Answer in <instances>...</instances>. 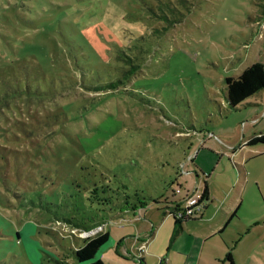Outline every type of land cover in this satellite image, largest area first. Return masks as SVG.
Listing matches in <instances>:
<instances>
[{"label": "rangeland", "instance_id": "1", "mask_svg": "<svg viewBox=\"0 0 264 264\" xmlns=\"http://www.w3.org/2000/svg\"><path fill=\"white\" fill-rule=\"evenodd\" d=\"M263 10L264 0H0V264H77L69 248L89 231L64 218L104 220V264L138 262L152 222L167 220L170 238L163 201L199 194L204 180L212 208L240 204L224 236L238 239L241 264H264V141L245 144L264 131V93L236 108L224 97L225 76L264 59L253 34ZM125 198L136 214L116 216Z\"/></svg>", "mask_w": 264, "mask_h": 264}, {"label": "crops", "instance_id": "2", "mask_svg": "<svg viewBox=\"0 0 264 264\" xmlns=\"http://www.w3.org/2000/svg\"><path fill=\"white\" fill-rule=\"evenodd\" d=\"M260 13H262L264 17V10ZM259 22H261L263 26L261 25L258 31L253 34L255 35L254 37L256 43H260L261 48L259 49V51H263L264 53V19H260ZM261 52L259 53L261 54ZM257 61H261L264 63V59H261V57H259ZM263 93L264 88L258 90L249 98L254 97L256 94L261 96ZM262 98L263 97H261V99ZM261 132L264 131H260L257 134ZM245 144L247 145V143ZM242 158H244V160L246 159L244 156ZM241 166L243 175L244 177H246V167L243 164H241ZM210 192L211 191L208 186V198L203 201L202 206L200 207V210L197 213H195L190 218L182 220L181 229L177 233L174 232V218L171 216L173 218L171 219L172 225L168 227L166 226L167 232L170 228L169 240L165 238V235L160 234V230L165 224V221L167 220L163 219L164 223H162L161 226L159 225L157 227H155L152 222V229L148 233V235H151L148 236L145 250L141 251L140 249H138L137 251L136 255L139 257L138 262L134 260L129 261L127 264H149V259H151L150 264L243 263V260H246L248 257L245 253H243L245 254L243 258L240 257V253H238L237 251L239 241L238 239H235L233 237V230V234L231 235V239L234 240L233 245H229L226 240L227 238L225 237L226 235L231 234V227H239V224L241 222V216L237 213V211L240 207V204L231 202L227 204L220 203L218 206H214L212 208ZM124 225L125 224H121L117 226L122 228L124 227ZM144 227L145 226H143V228ZM145 230H147V224L144 229H139V235L144 236L146 232ZM238 230L240 231V229ZM218 233H220L221 235L219 238L220 243L217 241L215 242L214 239L211 241L210 239H212V237L215 238ZM117 236L118 238H120L122 236V233ZM223 243H225V245ZM253 249L254 247L250 249V252H252ZM102 251L103 250H101V252Z\"/></svg>", "mask_w": 264, "mask_h": 264}, {"label": "trees", "instance_id": "3", "mask_svg": "<svg viewBox=\"0 0 264 264\" xmlns=\"http://www.w3.org/2000/svg\"><path fill=\"white\" fill-rule=\"evenodd\" d=\"M169 10H173L172 6H169ZM164 16L166 14L164 13ZM112 85V84H111ZM264 88V63L261 61H254L249 65H246L236 76H225L224 78V97L227 104L236 108L239 104L245 102L250 96L256 93L258 90ZM264 141V132L253 135L247 144H254L257 142ZM175 192V190H174ZM208 198V185L207 181L204 180L203 189L200 192V197L197 202L198 209L193 212L192 215L178 216V210L182 208L183 199L163 201V208L167 209L174 218V232L177 233L181 229V222L184 219L190 218L200 210L204 200ZM155 203H160L158 197L152 199ZM140 204L144 201L138 200ZM136 201H129L128 199L121 200L118 205V201L115 204L117 206L116 216H121L124 213L132 211L133 215L136 214L135 210L138 209ZM142 205H140L141 207ZM66 221L73 223L76 227H82L84 230L95 229L98 226L101 228L86 236H78L82 238L81 245H75L69 248V253L73 257L77 264H104L103 261L96 257L98 252H101V248L108 240V230L104 229V220L97 223H86V221H74L69 218H64ZM63 219V220H64ZM20 237V233L17 232ZM141 260V259H140ZM65 264H69L65 261Z\"/></svg>", "mask_w": 264, "mask_h": 264}, {"label": "built area", "instance_id": "4", "mask_svg": "<svg viewBox=\"0 0 264 264\" xmlns=\"http://www.w3.org/2000/svg\"><path fill=\"white\" fill-rule=\"evenodd\" d=\"M175 191L179 192L180 188H177ZM199 197H200V193L199 194L191 193L189 195L186 194V196L183 198L182 208H180L178 210L177 215L179 217L182 216V215H187V216L188 215H192L193 212L196 211L198 209V207H199V206L196 205L198 200H199ZM99 228H101V226H98L95 229L87 230V231H89L88 234L94 232L95 230H97ZM81 236H85V235H81ZM143 249H144V243H142V245L140 246V250L143 251Z\"/></svg>", "mask_w": 264, "mask_h": 264}]
</instances>
